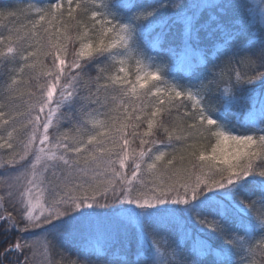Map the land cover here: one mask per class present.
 <instances>
[{"label": "snow or ice", "instance_id": "snow-or-ice-1", "mask_svg": "<svg viewBox=\"0 0 264 264\" xmlns=\"http://www.w3.org/2000/svg\"><path fill=\"white\" fill-rule=\"evenodd\" d=\"M260 8L0 7V264H264Z\"/></svg>", "mask_w": 264, "mask_h": 264}, {"label": "trees", "instance_id": "trees-1", "mask_svg": "<svg viewBox=\"0 0 264 264\" xmlns=\"http://www.w3.org/2000/svg\"><path fill=\"white\" fill-rule=\"evenodd\" d=\"M28 2L37 3V4H40L41 6H43V5H46L48 3V0H0V7H22L24 4H26ZM247 3L252 6V10L254 12V9H253V1L252 0H247ZM254 14H257V13L254 12ZM85 20H86V22H89V21H87L86 18H85ZM152 54L153 55H156V52H153ZM160 60L163 63L170 64V61L168 60V58L165 57V56H163V55L160 56ZM190 63H191V61L189 60L188 63L184 62L182 64H179L174 69V71L179 72L178 74L180 76H188V75H190V71H189ZM0 67H3V66H0ZM126 67H128V70L130 71V73H134V71H135V66L134 65H128ZM95 74H96L95 72H92V75H95ZM25 78H27V70H26ZM182 82H184V81H182ZM234 111H235V109H234ZM173 115H175V113ZM64 126L65 127H69V128L71 127V125L70 124H67L66 122H65V125ZM157 138L158 139H161V140H164L166 142V137L162 133L158 134ZM130 170H131V162H129V171ZM49 239H51V237H49ZM0 241H2V238H0ZM2 246H3V244H2V242H0V247H2ZM95 258L96 257L94 255L91 257V259L93 261H95ZM13 259H15V256H13ZM56 259H59V257H56ZM236 259H239V257H237Z\"/></svg>", "mask_w": 264, "mask_h": 264}, {"label": "rangeland", "instance_id": "rangeland-1", "mask_svg": "<svg viewBox=\"0 0 264 264\" xmlns=\"http://www.w3.org/2000/svg\"><path fill=\"white\" fill-rule=\"evenodd\" d=\"M252 1H253V9H254V12L258 14L259 11L261 10V8H260V6H261V0H252ZM184 62L188 63L189 60H185Z\"/></svg>", "mask_w": 264, "mask_h": 264}]
</instances>
